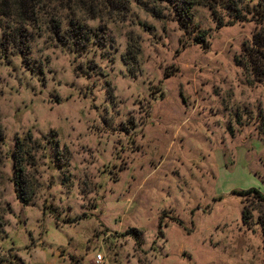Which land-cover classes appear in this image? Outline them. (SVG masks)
Listing matches in <instances>:
<instances>
[{
    "label": "rangeland",
    "instance_id": "rangeland-1",
    "mask_svg": "<svg viewBox=\"0 0 264 264\" xmlns=\"http://www.w3.org/2000/svg\"><path fill=\"white\" fill-rule=\"evenodd\" d=\"M16 5L0 0V264H264V201L237 195L264 194V22L196 6L186 34L157 0H39L111 42L37 25L26 65L4 40Z\"/></svg>",
    "mask_w": 264,
    "mask_h": 264
},
{
    "label": "trees",
    "instance_id": "trees-1",
    "mask_svg": "<svg viewBox=\"0 0 264 264\" xmlns=\"http://www.w3.org/2000/svg\"><path fill=\"white\" fill-rule=\"evenodd\" d=\"M105 2H113V0H102ZM165 5L169 10L175 21L178 22L180 27L186 32L191 34L194 29L195 13L194 8L196 6L207 7L213 16L217 8L227 11L234 17V22H241L244 18V13L249 15L252 19L258 22H264V0H157ZM16 9L8 17L10 21L6 26L7 32L4 34V40L8 41L9 45L15 49V53L18 54L26 65H29L32 55V41L34 39L35 26L47 25L49 32L53 34L54 39L61 46H71L76 51L83 48L85 43L97 42L101 47H106L111 41L105 27H99L98 29L91 30L78 19L73 18H46L43 20L41 12L39 10V0H16ZM7 18V19H8ZM233 21V20H232ZM230 23V22H229ZM258 36L256 37V41ZM198 43H203V39L200 36L196 38ZM260 43V42H256ZM254 62V60H253ZM256 69L252 64V70ZM17 163H14V168L17 171V177L15 176V186L18 193V197L23 201L27 200L21 198L24 192V187L20 181L22 176V170L17 168ZM239 197H253L256 200L264 201V194L256 189H250L248 191L237 192ZM247 214L244 213V218ZM177 223L182 224L178 221ZM162 221L160 222V227ZM262 225V232L264 235V223ZM133 234L138 240L141 239L140 232L133 230Z\"/></svg>",
    "mask_w": 264,
    "mask_h": 264
},
{
    "label": "built area",
    "instance_id": "built-area-1",
    "mask_svg": "<svg viewBox=\"0 0 264 264\" xmlns=\"http://www.w3.org/2000/svg\"><path fill=\"white\" fill-rule=\"evenodd\" d=\"M104 258H103V255L102 254H99L95 259H94V261H95V263L96 264H103L104 263Z\"/></svg>",
    "mask_w": 264,
    "mask_h": 264
}]
</instances>
